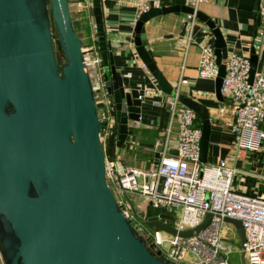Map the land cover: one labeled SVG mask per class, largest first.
Returning <instances> with one entry per match:
<instances>
[{"label":"water","instance_id":"1","mask_svg":"<svg viewBox=\"0 0 264 264\" xmlns=\"http://www.w3.org/2000/svg\"><path fill=\"white\" fill-rule=\"evenodd\" d=\"M91 3L112 115L105 148L100 139L104 119L99 116L77 32L83 24L71 15L69 0H0V264H180L148 244L118 204L107 179L105 156L112 159L117 148L134 142L130 121L140 119L142 98L115 69L101 0ZM170 11L194 13L212 30L218 64L215 94L221 99L226 42L203 11L186 4L151 6L134 26L139 57L160 88L174 93L140 37L147 19ZM51 20L63 54L60 63ZM249 60L251 82L257 55L252 52ZM179 99L201 118L199 152L205 162L209 111L191 97L179 94ZM157 156L158 150L155 160ZM175 214L157 211L144 218V224L188 237L203 229L212 216L207 212L194 226L178 228L169 221ZM223 219L234 225L242 243V221L232 216ZM240 264H247L243 250Z\"/></svg>","mask_w":264,"mask_h":264},{"label":"built area","instance_id":"2","mask_svg":"<svg viewBox=\"0 0 264 264\" xmlns=\"http://www.w3.org/2000/svg\"><path fill=\"white\" fill-rule=\"evenodd\" d=\"M197 1L190 0L191 6L195 7ZM160 5L162 0H135L137 17L151 6ZM258 12L264 31V0H258ZM187 16L195 17L194 13H187ZM191 40L188 34L180 42L184 52ZM82 54L95 90L97 106L102 108L99 116L104 119V124L100 139L105 148L112 115L96 34H92L89 44H82ZM200 55L198 76L215 78L218 64L213 44L203 42ZM223 63L225 73L220 90L230 102L221 105L218 110L228 109L231 113L229 129L233 134L236 153L239 154L241 150L256 151L264 139V130L260 126L264 120V70L256 69L250 82L249 56L232 50L227 52ZM142 65L146 66L144 62ZM139 97L143 101L141 93ZM163 103L167 105L168 120L166 135L156 160L147 167H139L105 156L106 176L118 204L129 217L131 200L127 198L128 193H139L146 200L142 205L150 206L153 212L180 210L179 219L173 218V223L169 219L178 228L192 227L210 212L209 223L197 234L188 237L172 234V237L165 238L161 230L143 225L148 244L154 250H159L161 255L180 264H228L235 242L222 231L221 225L224 216L236 217L242 221L245 230L244 241L241 243L237 239L236 242L244 251L247 264H264V193H247L236 187L232 179L237 167L225 158L211 163L200 160L202 128L198 121L199 114L181 103L178 87L165 97ZM174 128L177 135L176 153L170 151L167 142Z\"/></svg>","mask_w":264,"mask_h":264},{"label":"crops","instance_id":"3","mask_svg":"<svg viewBox=\"0 0 264 264\" xmlns=\"http://www.w3.org/2000/svg\"><path fill=\"white\" fill-rule=\"evenodd\" d=\"M172 4L191 5L190 0H162V5ZM101 5L105 35L115 69L126 76L129 86L137 88L143 96L140 119L130 121L135 140L117 148L114 157L127 165L147 167L155 160V152L161 149L166 135L168 109L163 102L168 93L160 88L150 70L142 65L143 61L136 51L133 37L138 19L135 0H101ZM195 7L212 18L220 28L227 52L232 50L248 56L254 52L257 55L256 69L264 70V31L258 0H198ZM89 24V34L91 31L90 35H95L93 16ZM188 34L192 40L184 52L180 42ZM140 37L173 90L178 87L179 94L207 107L210 136L205 162L225 158L237 167L232 179L236 187L247 193H264V139L258 150H241L237 154L229 129L231 113L228 109L218 110L230 100L224 96L221 99L216 97L215 78H202L197 74L201 44H213L214 36L209 26L196 16L193 19L188 17L186 12L170 11L147 19L141 27ZM260 126L264 130V120ZM167 142L170 151L176 149L175 128L168 135Z\"/></svg>","mask_w":264,"mask_h":264},{"label":"rangeland","instance_id":"4","mask_svg":"<svg viewBox=\"0 0 264 264\" xmlns=\"http://www.w3.org/2000/svg\"><path fill=\"white\" fill-rule=\"evenodd\" d=\"M69 8H70V12L71 15L73 17H80L82 20V27L78 30V35L79 37L82 39V44L87 45L89 44L90 40H91V31L89 34V26H90V22L92 21V3L91 0H69ZM82 32L83 35H82ZM51 33H52V38H53V44H54V49H55V53L56 56L58 58L59 61L63 60V54L61 52V49L59 47V43L57 41V35H56V31L53 25V21L51 20ZM87 35V37H86ZM90 36V37H89ZM102 108L101 106L98 107V112H101ZM126 154V152L124 153ZM128 196L131 200L130 202V206H128V213H129V217L131 219L132 224L137 227V228H141V232L145 235L146 231L144 228V218H146L148 215H150L151 213H153V210L147 207H144V205H142L143 203H146V200L144 199V196L136 193V192H129ZM145 208V209H143ZM181 217V211L177 210L176 214H175V219H179ZM173 219V218H172ZM170 220L172 223L174 220ZM222 231L225 232V234L227 235V237L234 241L235 243V247H233L232 252L230 253V260L233 264H240V248L237 245V233H236V228L234 227L233 224H231L230 222L227 221H223L222 222ZM161 233L163 235V237H172V234L166 231L161 230Z\"/></svg>","mask_w":264,"mask_h":264},{"label":"trees","instance_id":"5","mask_svg":"<svg viewBox=\"0 0 264 264\" xmlns=\"http://www.w3.org/2000/svg\"><path fill=\"white\" fill-rule=\"evenodd\" d=\"M198 120H199V124H201V121H200V120H201V119H200V116H199ZM148 208L152 210V208H150V206H149Z\"/></svg>","mask_w":264,"mask_h":264},{"label":"flooded vegetation","instance_id":"6","mask_svg":"<svg viewBox=\"0 0 264 264\" xmlns=\"http://www.w3.org/2000/svg\"><path fill=\"white\" fill-rule=\"evenodd\" d=\"M56 54V53H55ZM56 59H57V61L60 63V61L58 60V58H57V56H56ZM154 213V212H153ZM152 214V213H151Z\"/></svg>","mask_w":264,"mask_h":264}]
</instances>
